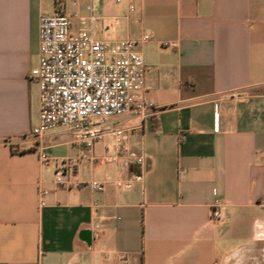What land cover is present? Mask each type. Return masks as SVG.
Here are the masks:
<instances>
[{
  "label": "crops",
  "instance_id": "obj_1",
  "mask_svg": "<svg viewBox=\"0 0 264 264\" xmlns=\"http://www.w3.org/2000/svg\"><path fill=\"white\" fill-rule=\"evenodd\" d=\"M56 11L73 32L137 40L149 68L146 115L105 123L133 130L144 165L80 161L70 188L54 174L77 133L31 135L40 17ZM0 264H264V0H0Z\"/></svg>",
  "mask_w": 264,
  "mask_h": 264
},
{
  "label": "built area",
  "instance_id": "obj_2",
  "mask_svg": "<svg viewBox=\"0 0 264 264\" xmlns=\"http://www.w3.org/2000/svg\"><path fill=\"white\" fill-rule=\"evenodd\" d=\"M129 7L134 10L132 1ZM88 10L92 13V4ZM72 17L70 13L59 11L41 15L39 63L30 73L31 80L40 90L39 123L31 130V135L39 141L47 132L60 128H70L77 133L76 141L80 145L77 160L66 158L55 168L54 181L62 188L74 185L80 161L97 164L125 160L144 165V155L128 144L133 130L109 128L105 123L109 118L123 114L145 116L151 108L142 97L149 68L137 48L138 41L100 40L90 27L73 32ZM81 20L85 21L84 18ZM89 20L95 22L98 18L92 14ZM149 39L144 36L141 42ZM229 97L241 99L245 95L232 93ZM106 137L113 139L114 152L109 154L107 148V153L99 157L95 145ZM40 158L43 162L50 159L42 150ZM90 185L95 190L104 189V184L98 181H92ZM118 186H124V183L118 182ZM46 193L40 190V197ZM225 205L224 200H217L211 206L213 223L224 219Z\"/></svg>",
  "mask_w": 264,
  "mask_h": 264
},
{
  "label": "rangeland",
  "instance_id": "obj_3",
  "mask_svg": "<svg viewBox=\"0 0 264 264\" xmlns=\"http://www.w3.org/2000/svg\"><path fill=\"white\" fill-rule=\"evenodd\" d=\"M114 18H117V17L114 16V15H111L109 19H110V20H113ZM96 34H99V32H98L97 30H96Z\"/></svg>",
  "mask_w": 264,
  "mask_h": 264
}]
</instances>
